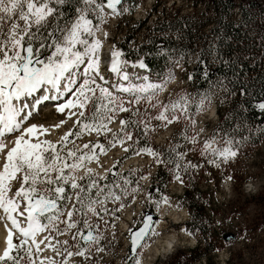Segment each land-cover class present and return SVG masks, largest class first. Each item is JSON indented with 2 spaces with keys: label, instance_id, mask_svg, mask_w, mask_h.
I'll use <instances>...</instances> for the list:
<instances>
[{
  "label": "snow or ice",
  "instance_id": "6c2138e0",
  "mask_svg": "<svg viewBox=\"0 0 264 264\" xmlns=\"http://www.w3.org/2000/svg\"><path fill=\"white\" fill-rule=\"evenodd\" d=\"M132 7L128 0H0V221L6 230L0 264H57L55 257L42 255L47 249L61 257L59 264H67L73 256L90 259L93 248L98 253L105 251L100 246L103 237L99 226L92 218L114 217L126 206L123 200L132 197L135 202L133 194L141 191L139 180L148 179L141 175L132 187L128 176L113 171L117 164L105 169L104 175L88 167L92 163L103 167L100 156H106L110 149L119 145L125 153L131 149L136 156L152 157L156 164L173 162L166 161L164 153L149 144L141 146L140 137L132 129L143 126L142 135L147 138L149 132L157 130L151 126L153 120L167 128L179 119L177 109L188 111V98L181 96L159 106L158 113L146 119L138 108L127 106L145 101L157 107L153 100L164 91L171 75L160 83L136 76L135 80L143 82L135 83L124 70L128 65L124 53L115 45L109 53L108 70L126 83L104 86L110 82L100 71L101 50L108 33L104 32L103 40L98 33L109 19L130 13ZM131 66L147 68L143 60ZM118 93L131 99L125 101ZM204 99L198 109L204 106ZM50 102L65 119L51 126L34 123L41 106ZM258 107L264 110V103ZM121 113L140 118H121L120 131L112 132L109 125ZM69 120L75 130L69 128L55 141L48 138ZM92 133L112 135L107 146L97 141L68 147ZM215 143L213 137L202 150V154L212 155L211 163L218 165L216 157L226 163L237 155L231 139L225 140L223 147L214 148ZM170 151L175 152V148ZM182 167L187 170L197 166L176 163L175 179L181 182ZM162 202L168 203V198L163 197ZM109 203L119 206L110 212ZM155 203L159 207L161 201ZM153 224L148 215L142 227H129L132 264H141L138 250L147 246L141 242L159 235ZM66 235L71 245L69 240L57 239Z\"/></svg>",
  "mask_w": 264,
  "mask_h": 264
},
{
  "label": "rangeland",
  "instance_id": "374dc122",
  "mask_svg": "<svg viewBox=\"0 0 264 264\" xmlns=\"http://www.w3.org/2000/svg\"><path fill=\"white\" fill-rule=\"evenodd\" d=\"M155 1L160 2V0H138L130 13L109 19L105 25L108 29L107 49L110 45L116 46V42L122 40L126 35L131 38L129 41L131 47H136L143 42L146 28L138 29L137 23L147 17L146 24L151 25L156 16L162 14V4L169 10L178 9L180 13H189L192 8L191 0H161L158 9L153 11L152 6ZM128 5L131 6L129 3ZM203 6V3L199 2L197 8L202 9ZM238 13L235 9L236 18ZM210 26H206L205 29L208 30ZM106 59L107 51L101 50L100 71L103 74L106 72L108 75L109 70L105 68ZM195 59L196 52L189 54L186 60L182 57H168L169 68L162 77L151 76L139 67H132L134 62L128 60V65L124 70L129 73L135 83L143 82L142 79L135 80L136 76L141 78L147 76L149 82L160 83L171 75L172 79L167 83L164 91L159 92L153 100V104L158 105L157 107L153 108L145 101H142L140 105L127 106L134 110L138 108L141 116L146 119L148 115L157 114L160 110L159 106L169 105L181 96H186L188 111L182 112L177 109L176 115L179 119L168 125L167 128L163 127L160 121L153 120L151 126L156 127L157 130L149 132L147 138L142 135L143 126L140 130L133 127L132 131L140 137V142L147 141L155 149H165L169 143L174 145L175 152L170 151L169 155L175 157L176 163L181 165L191 163L197 167H189L187 170L182 167L179 170L182 182L175 179L177 170L174 168L168 182L163 187L156 185L150 191V186L155 183V173L159 165L154 162L152 157L136 156L131 149L129 153H125L119 145L110 149L106 156H100L102 163V159L113 154L114 163L121 162L118 168L113 171H119L128 176L133 181L132 187H135V182L141 175L147 176L148 179L139 180L141 191L133 194L135 202H132V197L123 200L122 202L126 206L115 212L114 217L92 218V222L99 226V234L103 237L100 246L104 247L105 251L98 253L93 248L90 259L73 256L68 259L67 264H126V262L130 264L125 259L129 255L130 248L128 229L129 227L139 228L147 211L155 215L153 226L159 235L146 238L143 244L147 246L138 250L140 252L139 259L145 257L150 260L151 256L147 250L156 246L163 237L176 234L178 238L176 246L174 245L166 256L155 258V251H151L154 259L152 264H177V261L181 264H264V128L250 124L239 125L238 123L230 128L225 123L224 111L220 113L216 107V102L224 101L225 96L211 95L207 97V100L201 96L197 98L191 92L187 75L181 71L185 61L192 64ZM110 77L111 79L108 78L110 84L104 86L110 87L111 84L118 82L126 83L120 81L115 74ZM98 83L102 82L98 80ZM112 90L114 91V89ZM118 95L125 101L131 99L125 93H118ZM202 99H204V106L198 109L197 105ZM49 104L53 105L54 102ZM214 109L215 112H213ZM121 118L136 120L140 117L132 116L130 113H121L116 118V122L109 125L112 132L120 131L118 121ZM63 119L65 116L50 107L42 108L33 122L51 126ZM192 121L195 123L193 124ZM71 128L75 130L74 126ZM249 131V135H243L244 132ZM60 133V129L56 130L57 138ZM111 135L112 133H108L107 136L103 134L98 136L96 133L84 134L81 139L76 140L75 145L70 144L68 147L75 148L84 143H96L97 141L107 146ZM213 137L216 140V143L213 144L214 148L225 146L224 141L231 139L237 155L226 163L220 161L219 157H216L218 165L211 163L212 155L210 153L202 154V150L205 142L210 141ZM48 138L56 140L52 135ZM71 139H75V137ZM119 153L120 157L127 155L120 158L118 157ZM181 154H183L182 159ZM94 164L96 163L89 164L88 167ZM98 166L100 167V165ZM100 168L95 172L99 171L100 173L105 169V166ZM129 173H134V175H129ZM79 174L82 175V173ZM186 189L192 192L188 193L185 201L197 202L203 209L206 235L193 232L188 228L190 213L182 202V196ZM149 194H151L150 197ZM194 195L195 197H193ZM163 197L168 198V203L162 202ZM157 200L161 201L159 207L155 203ZM165 204L167 205L166 215L162 219ZM118 206L115 203L107 204L110 212ZM182 212L183 214H181ZM2 215L0 213V216ZM128 217L130 218L128 219ZM105 220L108 221L107 224H105ZM161 220L164 221V224L162 227H158ZM0 228L5 229L2 221H0ZM72 231L75 232V230ZM229 234L233 237L226 240L225 236ZM57 239L60 241L69 240L70 245L73 243L68 235L58 236ZM201 245H207L208 248L213 249L209 256L199 255L202 252L203 246L201 247ZM163 246L164 243L161 244V247ZM197 248L198 250L195 251ZM71 250L76 251L75 248ZM42 255L55 257L57 264L61 260V257L55 256L50 249L43 251Z\"/></svg>",
  "mask_w": 264,
  "mask_h": 264
},
{
  "label": "trees",
  "instance_id": "16d2710c",
  "mask_svg": "<svg viewBox=\"0 0 264 264\" xmlns=\"http://www.w3.org/2000/svg\"><path fill=\"white\" fill-rule=\"evenodd\" d=\"M137 2L128 0L133 7ZM160 2L153 3V11ZM199 2L204 5L202 9L197 8ZM161 6L162 14L151 25L146 24L147 17L137 23L138 29L146 28L143 42L131 47L129 35L116 42V48L124 53L123 58L132 62L143 60L151 76L162 77L169 68L168 57L186 60L196 52L194 62L185 61L181 68L191 92L205 100L211 95L225 96L224 101L216 102V107L218 112L224 111L225 123L230 128L236 123L264 128V110L258 107L264 103V0H191L189 13ZM235 9L239 12L237 18ZM67 10L71 12V8ZM208 25L211 26L207 30ZM249 134L250 131L243 133ZM144 143L148 144L144 141L141 146ZM173 146L169 143L165 149H159L166 161L173 162L158 165L150 191L168 182L176 164L175 157L169 155ZM116 164L115 169L119 163ZM189 192L192 191L186 189L182 196L190 213L188 228L206 235L202 207L197 202L185 201ZM201 247L199 255L205 257L213 250L207 245ZM177 264L181 263L177 261Z\"/></svg>",
  "mask_w": 264,
  "mask_h": 264
},
{
  "label": "bare ground",
  "instance_id": "6f19581e",
  "mask_svg": "<svg viewBox=\"0 0 264 264\" xmlns=\"http://www.w3.org/2000/svg\"><path fill=\"white\" fill-rule=\"evenodd\" d=\"M107 32L108 33V29L104 26L103 27V30L101 31V32H99L98 33V37L100 38V39H104V32ZM107 39L106 40H104V46H103V48H102V51L104 50V51H107V47H106V44H107ZM46 106H41L42 108H50V107H52L53 109H55V107H54V104L53 105H51V104H49V103H47V104H45ZM41 108V109H42ZM56 110V109H55ZM73 119H75V118H73ZM73 126V121L72 120H69L63 127H61L60 128V130H61V133H60V136L66 131V130H68L69 128H71ZM52 136H54L55 137V139L56 140H58L59 139V137L57 138L56 137V130L55 131H52V134H51ZM118 155H120V153L118 154ZM114 163V157H113V154H110V155H108L106 158H104V159H102V165L103 166H105V169H107V168H110L111 167V165ZM94 171H97L100 167L97 165V164H94L93 166H90ZM99 167V168H98ZM101 169V168H100ZM104 169V170H105ZM104 170H102L101 172H100V174L101 175H104L105 174V171ZM98 173H99V171H98ZM166 204H165V207H164V210H163V212H162V216H161V218L162 219H164V216L166 215ZM181 214H183V212L181 213ZM131 217V216H130ZM130 217H128V219L130 218ZM163 224H164V221L163 220H161L160 221V223L158 224V227H162L163 226ZM5 237H6V230L5 229H2V228H0V253H2L3 252V249H4V240H5ZM177 237H176V234H172V235H170V236H165V237H163L162 239H160L159 240V242L157 243V245L156 246H154V247H152V248H150V249H148L147 250V252L149 253V256H151L150 257V260H148V258H145L144 256V258H142V259H140V261H141V264H152L153 263V257H152V254H151V251H155V258H157V257H163V256H166V254L167 253H169V250H171V249H173V247H174V245H175V243H177ZM164 243V246L163 247H161V244H163ZM160 245V246H159ZM176 246V245H175ZM160 247V248H159Z\"/></svg>",
  "mask_w": 264,
  "mask_h": 264
},
{
  "label": "water",
  "instance_id": "95a60500",
  "mask_svg": "<svg viewBox=\"0 0 264 264\" xmlns=\"http://www.w3.org/2000/svg\"><path fill=\"white\" fill-rule=\"evenodd\" d=\"M119 157V156H118ZM148 215H151L152 216V219H153V222H154V220H155V215L153 214V213H151V212H146V216H148ZM146 216L143 218V220L146 218ZM143 225H141L140 227H142ZM233 236L231 235V234H229V235H227V236H225V239L226 240H229V239H231ZM146 240V239H145ZM144 240V241H145ZM144 241H142L141 243H144ZM132 254H131V252L129 251V255H128V259H129V257L131 256Z\"/></svg>",
  "mask_w": 264,
  "mask_h": 264
}]
</instances>
